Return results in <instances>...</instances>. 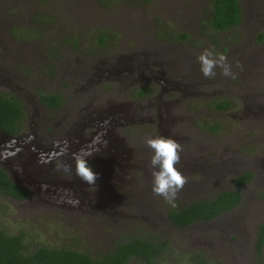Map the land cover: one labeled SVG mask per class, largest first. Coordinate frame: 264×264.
Instances as JSON below:
<instances>
[{
    "label": "rangeland",
    "instance_id": "1",
    "mask_svg": "<svg viewBox=\"0 0 264 264\" xmlns=\"http://www.w3.org/2000/svg\"><path fill=\"white\" fill-rule=\"evenodd\" d=\"M209 2L0 0V81L24 113L43 112L39 96L59 94L60 109L44 112L56 121L69 116L71 122L76 96L91 99L97 89L102 99L94 109L102 117L127 121L139 113L141 120L115 126L99 140L106 150L118 146V154L102 152L89 163L98 174L96 183L88 184V194L96 195L92 207L80 206L88 194L77 188L83 181L68 164L62 175L68 203L19 211L0 199V229L23 232L29 251L45 245L97 257L135 236L166 243L158 264H194L197 254L205 264H264V246L260 253L255 248L264 222V0H238L240 24L224 32L204 27ZM206 49L226 55L235 78L219 68L215 78L204 77L197 57ZM131 65L145 70L123 79ZM108 70L123 72L98 80ZM221 102L228 107L216 109ZM164 103H171L167 116ZM157 136L183 147L177 167L188 182L175 207L152 191L153 152L145 138ZM125 153L133 160H125ZM245 172L253 178L232 211L184 229L169 222L170 211L235 190L231 180ZM54 179L46 183L55 201L63 193Z\"/></svg>",
    "mask_w": 264,
    "mask_h": 264
},
{
    "label": "flooded vegetation",
    "instance_id": "2",
    "mask_svg": "<svg viewBox=\"0 0 264 264\" xmlns=\"http://www.w3.org/2000/svg\"><path fill=\"white\" fill-rule=\"evenodd\" d=\"M86 62L83 61L81 63L86 64ZM146 65L148 64H144V66ZM131 66L132 71H129L123 79H128L132 75L145 70L140 65H134L136 68H134L133 65ZM90 67L91 65L87 64L82 68L86 73L85 76L89 75V73L87 75L86 69L88 68L89 70ZM0 72H2L1 69ZM122 72L123 71L114 72V70H108L104 75L98 74V80L101 77L107 80L114 75L121 76ZM92 74H94V72ZM87 82H92V78H90L89 81L87 80ZM4 90L5 85L0 81V95L5 99L16 101L22 109V104L16 98L8 96ZM44 90L48 92V87H44ZM162 91L164 92V90ZM80 92H82V89H80ZM88 92H90V89H88ZM148 94H150V90H148L144 96H147ZM90 98L91 99H88V96H86V99L76 96V99H78V102H76L77 104H74V106H76V114L72 112L74 116L71 118V122L69 119L66 121V118L69 116L56 121L53 117H48V113L44 112L48 110L57 111L63 104H61L59 108H51L38 100V102L42 104L43 112H31L30 114H27L23 111L21 115L16 113V117L14 115H9L10 118H13V121L8 128L0 125V170L5 172L8 180L12 184L26 190L27 192V197L22 199H17L10 195L0 193V199H3L4 202L13 204L16 208L20 207L19 211H25L28 207L37 210L42 208L41 206L43 203L48 204L50 201L55 204L68 203V188H65L64 186L65 182L62 180V175L67 174L68 171L66 166L68 164H71L73 167L76 166V160L74 159L75 154L81 153L82 150L92 153L89 157V163L96 162L102 152L110 154L112 149H114V153L116 155L118 154V146H110V149L106 150V145H104L103 148L98 146L100 144L99 140L103 139L104 136H107L108 131L115 126L121 125L120 127H122L125 124H132L136 119L140 120L138 118L139 113L135 116L136 119L130 118V120L126 121V119L118 117L116 118V121L112 122L111 118L102 117V112H100V110L96 111L94 109L95 101L102 99L100 92H98L97 89H94V96H90ZM29 100L22 99L21 101L27 106L30 104ZM60 100L61 103H63L61 97ZM170 104L171 103H164L165 116H167ZM138 112H140V110H138ZM118 116H120V112L118 113ZM165 120L167 121V119ZM167 124L164 123L165 126L169 125ZM109 150L110 152H108ZM125 154L126 157L123 156L125 160H133V157H131L129 153ZM19 161H22L23 163H20ZM53 162H56V164H53ZM51 168L52 170L56 168L55 172L50 173ZM56 175H59L58 178H55ZM48 177L52 179L55 178L53 182L54 185H58L56 187L60 186L61 193H63L60 198L58 196L54 197L55 201L48 198V183H46L48 182ZM59 178L62 181H59ZM74 178L80 179L77 174ZM73 185L74 184H70L72 187ZM89 187L90 186H88L87 183L82 182V186H78L77 188L87 191L88 194ZM72 192L73 195H76L75 197L79 195L77 190L73 189ZM102 193L105 194V191H100V196H102ZM88 196H90L91 199L88 200L87 204H84V201ZM88 196L83 195L84 201L80 203V206L87 205L89 208L92 207L91 203L96 200V195L90 192ZM19 233L23 232H18L16 234L18 235Z\"/></svg>",
    "mask_w": 264,
    "mask_h": 264
},
{
    "label": "trees",
    "instance_id": "3",
    "mask_svg": "<svg viewBox=\"0 0 264 264\" xmlns=\"http://www.w3.org/2000/svg\"><path fill=\"white\" fill-rule=\"evenodd\" d=\"M240 24L238 0H210L208 12L203 25L212 32H224ZM179 39H186L180 35ZM100 42V41H99ZM39 100L51 108H59L61 100L57 94H42ZM228 107L221 102L216 109ZM22 109L16 101L5 99L0 95V125L8 128L13 118L9 115H21ZM16 117V116H15ZM253 178L249 172L234 177L231 182L233 191L218 193L209 201L194 202L179 210L167 214L169 222L175 227L184 229L198 222H209L232 211L241 202V188ZM0 193L17 199L27 197V192L12 184L5 172L0 170ZM25 234H8L0 229V264H158L157 258L166 247L165 242L146 237H130L114 243L113 249L105 254L92 257L88 254L67 247L32 246L29 251L25 244ZM264 246V222L259 224L256 235V251L260 253ZM194 264H205L200 255L193 258Z\"/></svg>",
    "mask_w": 264,
    "mask_h": 264
},
{
    "label": "clouds",
    "instance_id": "4",
    "mask_svg": "<svg viewBox=\"0 0 264 264\" xmlns=\"http://www.w3.org/2000/svg\"><path fill=\"white\" fill-rule=\"evenodd\" d=\"M197 60L206 78H215L217 68L220 69L221 75L235 78L227 56L222 53L206 49L197 57ZM145 144L153 152L150 160V166L153 169L152 191L175 207L178 193L188 182L187 177L177 167L181 163L183 147L178 141L165 136L146 137ZM91 155L92 153L82 150L81 153L74 155V159L76 160V174L83 182L94 185L98 174L89 164Z\"/></svg>",
    "mask_w": 264,
    "mask_h": 264
},
{
    "label": "bare ground",
    "instance_id": "5",
    "mask_svg": "<svg viewBox=\"0 0 264 264\" xmlns=\"http://www.w3.org/2000/svg\"><path fill=\"white\" fill-rule=\"evenodd\" d=\"M55 153V152H54ZM50 158V157H49ZM53 159V158H52ZM42 160V159H41ZM46 160V159H45ZM43 162V161H42ZM47 164V163H46ZM39 165V164H38ZM42 165V164H41ZM50 165V164H49ZM36 172V171H35ZM39 172V171H38Z\"/></svg>",
    "mask_w": 264,
    "mask_h": 264
},
{
    "label": "water",
    "instance_id": "6",
    "mask_svg": "<svg viewBox=\"0 0 264 264\" xmlns=\"http://www.w3.org/2000/svg\"><path fill=\"white\" fill-rule=\"evenodd\" d=\"M20 163H23L22 161H19ZM48 198L50 199V196H48Z\"/></svg>",
    "mask_w": 264,
    "mask_h": 264
}]
</instances>
